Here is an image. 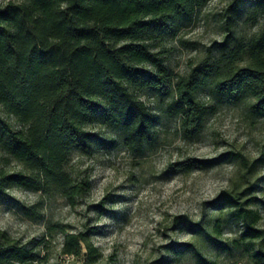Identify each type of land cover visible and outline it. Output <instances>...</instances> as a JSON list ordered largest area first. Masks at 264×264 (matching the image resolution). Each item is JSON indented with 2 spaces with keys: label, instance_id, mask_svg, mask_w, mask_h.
<instances>
[{
  "label": "trees",
  "instance_id": "obj_1",
  "mask_svg": "<svg viewBox=\"0 0 264 264\" xmlns=\"http://www.w3.org/2000/svg\"><path fill=\"white\" fill-rule=\"evenodd\" d=\"M209 0H7L0 3V154L21 168H0V195L14 186L40 194H61L70 204L88 191V179L66 170L72 149L90 154L96 145L121 144L138 153L155 140L157 115L136 90L168 93L170 114L181 118L188 137L201 129L215 104L241 103L253 117L264 118V0H231L230 16L213 53L183 76H174L150 42L155 29L168 31L186 21ZM243 17L259 27L249 35L233 24ZM204 93L214 102L206 104ZM100 116L117 137L88 128ZM232 156L245 158L235 152ZM231 157V156H230ZM213 159L186 158L171 163L175 171L211 166ZM222 190L213 204L227 210L226 221L243 225V238L264 264V231L257 227L256 196ZM177 220L195 225L186 215ZM219 217L213 226L217 228ZM84 262L100 252L82 232L66 233L60 252ZM200 264H217L201 252ZM34 246L0 228V264H38Z\"/></svg>",
  "mask_w": 264,
  "mask_h": 264
},
{
  "label": "rangeland",
  "instance_id": "obj_2",
  "mask_svg": "<svg viewBox=\"0 0 264 264\" xmlns=\"http://www.w3.org/2000/svg\"><path fill=\"white\" fill-rule=\"evenodd\" d=\"M7 0H0L4 2ZM231 0H209L191 19L175 21L168 31L153 30L149 39L160 51L173 75L183 76L213 53L226 31ZM239 17L233 27L243 35L255 31ZM157 115L155 140L143 153L118 144L96 145L90 154L72 149L66 170L88 179V191L74 204L59 193L40 194L14 186L0 195V228L43 256L38 264H86V249L79 255L60 252L66 233L82 232L100 252L88 264H200L195 252L217 264H256L254 249L243 238V225L226 221L227 210L213 202L222 190L256 196L251 204L264 231V118L249 114L244 102L215 104L200 131L192 137L183 131L181 118L166 110L171 95L149 88L136 90ZM14 128L13 117L0 111ZM105 137L119 135L100 116L88 124ZM231 152L242 155L241 159ZM0 154V168L21 166ZM231 156V157H230ZM195 157L218 159L211 166L175 171L171 163ZM186 215L195 225L181 223ZM219 217L217 228L213 226Z\"/></svg>",
  "mask_w": 264,
  "mask_h": 264
}]
</instances>
